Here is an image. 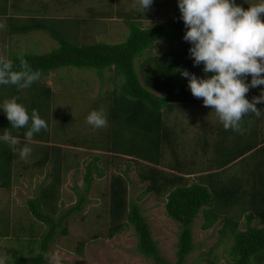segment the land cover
Returning a JSON list of instances; mask_svg holds the SVG:
<instances>
[{
    "label": "trees",
    "instance_id": "trees-1",
    "mask_svg": "<svg viewBox=\"0 0 264 264\" xmlns=\"http://www.w3.org/2000/svg\"><path fill=\"white\" fill-rule=\"evenodd\" d=\"M0 1L4 4L0 9L2 16L0 18L4 19L7 25L6 38H22L40 32L58 46L55 50L40 55L30 52L19 53L21 50L14 51L9 58L15 63V70H18V57L25 54L24 59L33 70L43 72L42 78L28 90L31 94L39 90L42 103L38 107L33 103H25L30 122L28 126L19 130L12 129L4 111H0V137L7 130L13 136L19 137V147L29 144L34 146L32 149L40 147L41 151L44 148L41 156L38 153L41 159L38 163L44 166L45 160L51 158L53 163L47 172L51 181L49 180L48 184L54 181L58 186L59 175L72 167L70 163L67 165L63 161L64 155H67L65 149L50 144L48 115L52 89L45 84L48 74L63 68L87 69L94 71L95 77L102 83L106 79L104 73H109L113 81L112 89L102 94L103 100L100 98L105 106L108 126L98 129L90 136L88 138L90 144L87 147L71 144V147L85 148L91 157L94 151L110 155V162L108 160L102 162V156L94 155L93 161L86 164L83 175L85 192L91 187L94 170H102L107 164L117 169L119 164L114 163L116 160L124 164L122 173L110 177L106 195L108 226L105 238L111 239L130 227L135 238L136 255L151 260L153 264H170L159 256L146 219L136 203L127 197L129 189L127 185L131 183L126 173L132 169L137 181L145 184L140 195L150 194L157 203L162 200L165 216L177 224L178 233L172 264H185L188 255L194 250L191 226L197 216L201 219L199 225L201 231L216 228L213 248L202 253L196 261L197 264H217L219 257L212 254V249L217 247H227L222 255L225 259L224 264H264V137H258V129L251 124L252 121L248 117L243 119L242 124L250 131L244 135L231 129L225 130L213 109L204 106L203 98L192 95L187 78L181 76L179 71H175L178 68L185 69L199 78L205 77L203 63L194 66L189 53L192 45L183 39L187 29L181 19L179 7L167 5L171 12L167 19L141 27L142 20L152 21L153 16L148 11L143 13L140 9L137 12H111L112 10L103 9L101 6L102 10L99 13H89L84 18L54 20L47 15L39 16L40 13L44 14L50 10L45 4L33 11L30 8L24 9V4L23 8L18 6V2L23 0H12L10 6L8 5L10 0ZM13 9L20 11L22 16L24 13L32 17L24 18L26 22L19 23L22 19L13 16L11 13ZM39 11L41 12L38 13ZM95 18L99 19L98 22ZM113 18L121 20L127 29L122 42L108 44L88 40L93 36L96 24L100 25L104 20ZM78 27L82 29L86 27L89 30L85 34L79 32ZM157 42H164L167 45L166 51L160 55L144 57L148 48ZM108 79L107 82L110 81ZM251 79V75H248L245 83H250ZM261 91L260 85L250 88L245 98L251 102L254 96L261 94ZM193 105L209 109L216 122L211 124L207 120H202L200 125H194L195 129L190 139L192 145L188 146L185 143L184 148L181 140L188 134V126L176 125L173 122L179 120L171 121L169 115L176 111V115L181 117L180 113ZM256 107L262 109L260 104ZM95 108L96 106H93L91 109ZM33 109H36L40 118L46 121L47 130H41L34 135L32 141H27L24 133L30 127ZM191 146H194L193 150ZM188 152L194 155L191 156L187 154ZM17 153L0 140V189L9 190L14 173L11 166L16 162L14 160ZM126 157H130V160ZM242 158L252 165L248 168L250 171L247 176L253 183L249 185L251 188H248L249 200L247 204L242 205L246 211L249 209V213L242 212L245 214V223L239 225V222L231 220L232 209L242 203L244 188L240 186V180L236 181L235 178L218 180V174L215 172L221 173L227 166L241 161ZM95 161L100 162L102 167ZM211 171L214 172L210 173ZM41 172L42 169L38 171ZM100 172H96V176L100 177L103 173ZM191 174H198L195 181L187 178ZM52 194L51 191L49 195L42 192L37 196L38 201L43 198L41 201L33 199L26 202L25 207L31 218L47 226V231L41 234L39 239L32 238L26 241L27 243H21L22 255L14 256L16 258L7 261L6 264H46L44 254L50 239L55 235V228L59 227L61 218L55 222L51 214L54 210L51 208L50 211H46L40 203L44 199L51 200ZM85 201L84 195H78L74 207L67 213L77 211ZM55 202L56 200L53 204ZM252 221L257 222L260 227L255 225L251 227ZM59 234L65 235V229L61 228ZM1 237H4V234ZM81 244L76 250L77 254L81 253Z\"/></svg>",
    "mask_w": 264,
    "mask_h": 264
},
{
    "label": "rangeland",
    "instance_id": "rangeland-1",
    "mask_svg": "<svg viewBox=\"0 0 264 264\" xmlns=\"http://www.w3.org/2000/svg\"><path fill=\"white\" fill-rule=\"evenodd\" d=\"M260 2L262 0H234L236 5H239L245 10L249 6L256 5ZM12 3L13 1L10 0L8 5L10 6ZM23 4L25 5L24 9L30 8L33 11L38 6L42 8L43 4L49 6L50 10H47L44 14L39 11V16L43 17L47 15L54 20L75 17L84 18L89 13H99L102 7L103 9L108 8L109 11L112 10L111 12H137L140 9L139 0H23L18 2L20 8H23ZM167 5H176L178 7V0H153L151 7L147 10L152 14L153 19L152 21L142 20L141 27H146L151 23L167 19L171 15ZM3 6V1H0V9ZM11 13H13V16H19L22 19L19 23L26 22V20H23L24 18L32 17V15L24 13L22 16V13L15 9L11 10ZM1 18L0 22H5ZM261 19L264 21V14L261 15ZM98 20L96 19V22ZM63 22L66 23V21ZM5 29L0 30V53L6 55L7 58L12 57L14 51L18 52L21 50L19 53L30 52L40 55L49 53L58 47L56 42L40 32L22 38L8 39L5 35ZM78 29L80 30L79 32H84L85 34L89 30L86 27L83 29L78 27ZM126 33L127 29L123 22L113 18L104 20L100 25L96 24L93 36L89 37L88 40L115 44L122 42V38ZM166 49L167 45L164 42H157L148 48L144 57L160 55ZM104 74L106 79L102 83L95 77L94 71L87 69L63 68L48 74L45 84L52 89L48 115L50 144L65 149L67 155H64L63 161L67 165L70 163L72 169L69 171L65 170L59 175L58 186L55 185L54 181L48 184V180V188L46 184L43 189H35L36 185L40 182L37 178L39 177L38 171L42 169L43 173L49 172L53 161L51 158L45 160L44 166L38 163L41 162L38 153L41 156V152L44 150L43 148L40 151V147L32 149V154L26 160L21 159L17 153V158L14 160L16 162L11 166L13 172H15L12 176L11 188L9 190L0 189V264H6L7 261L16 258L14 256H21L20 249L23 245L21 243L28 242L32 238L39 239L38 237H41V234L47 231V226L31 218L25 204L16 205L14 203L15 201H23L25 199L28 201L31 198L38 201L36 192L40 190V193L45 192L46 195H49V191L53 193L52 199H44L40 203V206H43L46 211H50L51 208L54 210L51 214H53L52 218L55 222L61 218L59 227L55 228V235L50 239L44 254L46 264H153L151 260H145L134 252L135 238L130 227L120 234L114 235L111 239L105 238L108 226L106 197L108 185L112 175L120 174L124 171L123 162H119V160L114 162L119 164L117 169L107 164L102 170H94L92 173L93 181L91 187L88 189V192H85L83 182L85 171L83 170L86 164L93 161L92 157L94 155L102 156V162L105 160L110 162V155H104L98 151H94L91 157L85 148L71 147L73 143L78 146L82 145L87 147L90 144L88 138L93 136L98 130L89 125L86 118L93 111L91 109L93 106H96L94 110L97 111H104L105 109L101 101V99L103 100L101 96L105 91L112 89L111 84L113 81L109 73ZM261 75L264 76V74ZM107 79L109 82H107ZM260 87L264 90V85H260ZM30 89L18 91L15 86L0 85V111L3 110L2 106L4 102L14 96L19 97L17 103L23 106H25V103H33L35 107L41 106L42 98L39 96V90L31 94L28 92ZM98 95L100 96L98 97ZM94 102H96V105H94ZM260 106L264 109V103H260ZM176 114V111L173 115L170 114L169 119L171 121L178 119V122H173L176 125L188 126V134L181 140L182 147L189 146V144L192 145L190 140L193 131L192 126L200 125L202 120H208L209 117L213 116L209 109L199 105L189 106L185 112L180 113L181 117H178ZM261 118L262 116L259 119ZM249 119H251L252 125L257 129L260 128L259 136L264 135V123L258 124V118ZM30 146L31 148L34 147L32 145ZM70 148L72 150H69ZM191 148L193 150L194 146H191ZM187 154L192 156L193 153L188 152ZM97 165L102 167L100 162H97ZM130 166L133 167V165ZM249 167H252L251 163L245 160L236 169H230L227 175L239 173V176H241L240 182L243 185L246 183L251 185L253 183L252 180L250 178L248 179L246 173H243L249 172ZM131 170L129 169L126 173L131 183L127 185L129 188L127 197L136 203L141 210L142 216L146 219L151 233V239L156 243L159 256L172 264L174 262L175 244L178 233L177 224L165 216L162 200L157 203L152 195H140L145 184L138 182L136 175ZM164 170L166 171V169ZM96 172H103L102 175L100 174V179L95 175ZM189 180L191 181L192 179L189 178ZM248 185L242 187L244 188L241 198L242 203L240 206L232 209L231 220L239 222V225L245 223L244 216L249 213L248 208L246 211L242 207L249 200L248 190L251 187L248 189ZM78 195L85 196V204L77 211L74 210L71 213H67L68 210L74 207V204L78 200ZM42 199L40 198L39 201ZM55 200L56 202L53 204ZM242 212L246 213L244 214ZM200 222L201 219L199 216L193 220L191 236L192 243L195 247L188 255L185 264H197L196 261L202 256L201 254L213 248V244L215 243L216 228L213 227L209 230L201 231L199 229ZM250 225L251 227L254 225L260 227L258 224L251 223ZM61 228H64L66 232L63 236L59 234ZM3 234L4 237H1ZM5 235H7V238H5ZM80 243H82L80 247L81 253L77 254L76 250ZM226 248L217 247L212 249V254L219 257L217 264H224L225 259L222 255ZM211 257L213 256L211 255Z\"/></svg>",
    "mask_w": 264,
    "mask_h": 264
},
{
    "label": "clouds",
    "instance_id": "clouds-1",
    "mask_svg": "<svg viewBox=\"0 0 264 264\" xmlns=\"http://www.w3.org/2000/svg\"><path fill=\"white\" fill-rule=\"evenodd\" d=\"M152 2L139 0L140 10L146 12ZM178 7L187 29L183 39L192 45L189 53L194 66L203 63L205 77L199 78L185 69L175 71L187 78L192 95L203 98L204 106L213 109L225 130L231 129L244 135L250 131L243 127L245 117L264 116V109L256 107L264 103V90L251 102L245 98L250 88L264 85V76L261 75L264 74V21L261 19L264 0L247 10L236 5L234 0H178ZM6 26V22H0V30ZM24 55L18 57V70H15L14 61L0 53V85L15 86L18 91H23L42 78L43 72L33 70ZM208 73L212 75L208 76ZM248 75L252 79L250 83H245ZM18 99L14 96L2 106L11 128L15 130L25 128L30 122L28 111L17 103ZM86 121L96 129L108 126L107 114L102 110L91 111ZM41 130H47V123L33 109L30 127L24 133L25 139L32 141ZM0 140L18 152L21 159L26 160L32 154L31 146L25 144L19 147V137L13 136L10 131H4Z\"/></svg>",
    "mask_w": 264,
    "mask_h": 264
},
{
    "label": "crops",
    "instance_id": "crops-1",
    "mask_svg": "<svg viewBox=\"0 0 264 264\" xmlns=\"http://www.w3.org/2000/svg\"><path fill=\"white\" fill-rule=\"evenodd\" d=\"M1 16V15H0ZM2 17V16H1ZM46 82V81H45ZM202 122V121H201ZM200 122V123H201ZM207 122H209V123H211V124H215V122H216V120L214 119V117L212 116V117H209V119L207 120ZM259 123H264L263 122V116H262V118L261 119H259L258 118V124ZM257 124V125H258ZM262 126V125H261ZM195 129V126H194V128H193V130ZM260 131V128L258 129V132ZM183 137H185V136H183ZM258 137L259 138H262V137H264V135H262V136H259V133H258ZM127 159H129L130 160V157H126ZM198 159V158H197ZM204 159V158H203ZM246 159H244L243 160V158L241 159V161H239V162H237V163H234L233 165H230V166H227L225 169H224V171H222L221 173H219V172H215V173H217L218 174V180L219 179H221V180H228V179H231V178H235V180L236 181H239L241 178V176H239V173H235L234 175H227V173L230 171V169L231 170H233L234 168L236 169V167H237V164H241L243 161H245ZM247 161V160H246ZM96 162H98V161H96ZM208 162V161H207ZM206 162V163H207ZM249 162V161H248ZM208 164H209V162L207 163V166H208ZM84 171V170H83ZM214 171H211L210 173H213ZM243 173H246V175H247V173L248 172H243ZM12 174H15V172L14 173H12ZM95 175H96V173H95ZM198 174H191V175H189L187 178H191L192 180L191 181H195V178H196V176H197ZM18 177V176H17ZM27 178V177H26ZM39 180H40V182L36 185V187H35V189L37 188H39V189H43L44 188V186L47 184V182H48V180H50L51 179V177H49V176H47V173H43V172H41V173H39V177H37ZM37 179V180H38ZM100 179V178H99ZM12 184V183H11ZM245 185H248L247 183L246 184H242L241 182H240V186L241 187H245ZM252 185V184H251ZM63 187V186H62ZM248 188H249V185H248ZM41 191V190H40ZM40 192L39 191H37L36 192V194L38 195ZM146 195H148V194H146ZM150 195V194H149ZM32 200V198L30 199V200H28V201H31ZM27 201V199H25V200H23V201H15L14 203L16 204V205H18V204H25L26 205V202H28ZM155 204H157L156 202H155ZM251 223H253V224H256V222L255 221H252ZM250 223V224H251Z\"/></svg>",
    "mask_w": 264,
    "mask_h": 264
}]
</instances>
